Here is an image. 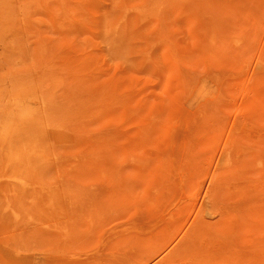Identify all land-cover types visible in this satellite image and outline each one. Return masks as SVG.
<instances>
[{
    "label": "rangeland",
    "instance_id": "obj_1",
    "mask_svg": "<svg viewBox=\"0 0 264 264\" xmlns=\"http://www.w3.org/2000/svg\"><path fill=\"white\" fill-rule=\"evenodd\" d=\"M7 148L0 264H264V0H0Z\"/></svg>",
    "mask_w": 264,
    "mask_h": 264
},
{
    "label": "bare ground",
    "instance_id": "obj_2",
    "mask_svg": "<svg viewBox=\"0 0 264 264\" xmlns=\"http://www.w3.org/2000/svg\"><path fill=\"white\" fill-rule=\"evenodd\" d=\"M5 130H9V124L5 125ZM7 132L5 133V135H7ZM3 151L5 153V158H3V159L0 158V165H5V166H9V167H11V165L19 166V167L32 165V158H29V157L26 158L25 154H23V156H21V158L16 157L17 156L16 153H18L20 151V149L7 148V149H3ZM186 240L187 239H185L184 241H186ZM175 248H178V246H176ZM179 248H181V247H179ZM166 259H168V258H166Z\"/></svg>",
    "mask_w": 264,
    "mask_h": 264
}]
</instances>
